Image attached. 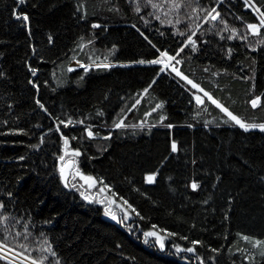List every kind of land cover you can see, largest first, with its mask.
Masks as SVG:
<instances>
[{"label":"trees","instance_id":"obj_1","mask_svg":"<svg viewBox=\"0 0 264 264\" xmlns=\"http://www.w3.org/2000/svg\"><path fill=\"white\" fill-rule=\"evenodd\" d=\"M172 2L0 0V216L8 217L0 240L7 231L9 251L39 257L43 233L57 254L48 253L45 264H200L198 256L204 264H264V243L255 244L264 242V132L231 125L201 91L198 105V89L172 71L131 63L167 50L184 75L230 111L264 123V29L239 38L246 23L259 22L244 0H183L179 9ZM190 2L215 7L221 17L196 19ZM255 4L264 10V0ZM14 8L29 21L13 16ZM232 27L238 34L227 39ZM193 33L195 50L184 43ZM72 62L83 67L70 69ZM103 64L111 67H97ZM255 96L262 99L253 108ZM68 117L72 124H58ZM89 127L98 135L88 137ZM61 134L69 137L67 159L76 161L67 176L74 187L60 179ZM76 168L95 178L92 191L74 176ZM148 172L157 173L151 183ZM101 188L105 198L94 196ZM111 201L121 208L116 220L105 211ZM150 229L164 237L163 248L155 237L146 242ZM175 244L196 252H178ZM0 264L12 262L0 256Z\"/></svg>","mask_w":264,"mask_h":264},{"label":"snow or ice","instance_id":"obj_2","mask_svg":"<svg viewBox=\"0 0 264 264\" xmlns=\"http://www.w3.org/2000/svg\"><path fill=\"white\" fill-rule=\"evenodd\" d=\"M19 2L23 3L24 0H19ZM148 3H152V0H148ZM182 3H183V0H179V2H175V0H173L172 7L179 9L182 6ZM152 7L156 8L157 5L156 4H152ZM189 7L191 8V12H192L193 16H195L196 19H199L201 21H209V20L216 21L218 18L221 17L220 12L215 7H212V8H209V9H203V8H200L199 4H196L193 7L191 2L189 3ZM244 7L250 8V9H252V11L256 12L258 14V17H259V22L258 23H246L247 31L245 33L239 35V38L241 40H247L248 39V32H251L254 35H261L262 34L261 33V29H264V10H262L261 7H257L256 6L255 0H252V2H250V0H244ZM198 9L200 11H204L205 15H203L202 17L197 16L196 14H197V10ZM136 10L139 11V7H137ZM12 15L15 16L17 19H22L25 22L29 21V19H30L28 13L23 12V11H18L15 8L12 11ZM81 18L83 19V17H81ZM185 19L191 20L192 17L186 16ZM220 23H222L224 25V30L228 29L229 26H228V22L226 20H223L221 18L220 19ZM193 24H194V27L197 28V29L200 27L199 23H195L193 21ZM93 27L94 28L95 27H99V25L94 23ZM231 33L232 34L230 36H228L227 39H233L235 36H237L238 30L235 27H232L231 28ZM180 34L183 35L184 33H180ZM194 34L195 33H193L192 35H188L187 40L184 41V43H191V46H192L193 50L196 49V43H197L196 40L193 39V35ZM49 42H52V37L51 36H49ZM259 42L260 43H264V41H259ZM89 43H91V42L89 41ZM249 46L251 47L252 45L250 44ZM80 47H83V45H80ZM115 47L116 46L113 45V48H115ZM153 47H155V45H153ZM158 51H159V55L157 57H155L154 59H151V60L141 59L139 61H132L131 63L163 65V67L160 68V72H164L168 68H171L172 72H174L177 76H180L184 80H186L189 84L192 85L193 88L199 89L201 92H203L204 96H207L208 99L211 100L213 104H215L222 112L226 113L227 116L232 121H234L236 124H238L241 128H243L245 130L259 128L260 130L264 131V123H249V122H246L244 119H242L239 115L234 114L223 103H221L219 100L215 99L210 93L205 92L204 89L199 84L194 83L191 79H189L188 76L184 75V73L182 71H180L178 68L174 67L171 62L173 60H175V57L170 55V53L167 50H159L158 49ZM228 52L231 53L232 49L229 48ZM177 63H178V61H177ZM97 67H105V68H107V67H111V65L110 64H103V65H97ZM31 71L33 73H35L36 70L35 69H31ZM160 72H157V76L160 75ZM3 75H4V73L0 72V76H3ZM153 82H155V78L153 79ZM29 83L33 84V86L36 87V88L39 87V85L35 84L32 80H29ZM45 83H47V82H45ZM151 86L152 85L149 84L148 87L145 88L143 91L146 93L148 91V88H150ZM254 86L255 85H253V87ZM261 99H262L261 96H255L253 99H251L250 103H251L252 107L253 108L257 107V105L261 101ZM195 100H196V102L198 104L203 103V99L199 95L195 96ZM36 103L39 104L40 107L42 109H44V111H46V112L48 111L47 108L41 103V101L39 99L36 100ZM137 103H139V101H137ZM162 103L163 102H161V104H158L157 108L161 107ZM133 107H135V105H133ZM146 115H147V113H146ZM160 119L164 120L165 117L161 116ZM72 123H73V120H72L71 117H68V119L66 121L58 119V124H63L65 126H67V125H70ZM80 123L82 124L83 121H80ZM121 126H122V121H121V123H115L113 125V127H117V128H119ZM168 127L171 128V127H173V125L169 124ZM59 130L60 129L57 128V131H59ZM19 131H23V129H19ZM49 131H51V129H49ZM85 131L87 132L88 137H93L95 135H98V133H95L94 131H92L90 127L89 128H85ZM61 135H62V139H63V142H64L65 154L59 156V160L61 162L60 165H59L60 179H61V181L64 182L66 187H74L75 185H70L69 182H68V179H67L68 171H67V169H69L72 165H74L76 163V161L74 159H72V160L67 159V153L69 151V137H67V136H65L63 134H61ZM108 135L110 136L111 133H109ZM37 146L38 145H33V147H37ZM171 150L173 152L177 151V142L174 139L171 142ZM71 154H72L73 157L79 156L80 155V149L79 148H72L71 149ZM20 159H23V157H20ZM156 175H157L156 172H148L145 175V180L148 181V182H153L155 180V178H156ZM74 176H79L88 185L89 188L93 187L94 184L96 183V180H95L94 177H92L90 175H85L83 172H81L79 170V168L75 169ZM198 187H199L198 181L193 180L191 182V188L195 190ZM101 191L103 192L104 188H101ZM8 195L11 196L12 193L9 192ZM81 195L86 200L89 198L85 194V192H81ZM121 199H123V197H121ZM100 202L101 203H105L104 200H101ZM111 203H115V202L111 201ZM124 204H127L128 208H131L133 211H136L131 204H128V202L126 200L124 201ZM3 207H4L3 202H0V208H3ZM105 211H106V213L108 215H111L113 217V219H116V214L113 213L107 205L105 207ZM137 215H139V213H137ZM127 216H128V211H127V209H125V219L127 218ZM0 222H4L5 224H7L8 217L7 216H0ZM17 222H19V221H17ZM47 222L48 221H45V223H47ZM155 227H156V225L152 226V228H155ZM25 228H27V225H25ZM20 235H21L20 232L16 233V237H19ZM40 235H41V237H43V240H42V245L43 246H41L40 249H39L42 254L39 257L28 256L27 259L24 261V264H45V262L48 259V255H47L48 253H50L53 257H55L57 255L56 252L52 249L50 243L48 242L47 237L44 236L43 233H41ZM169 235L175 236L177 234L172 232V233H169ZM7 236H8V233L6 231L5 239L4 240H0V256H2L3 259H5V260L10 259L11 252H15V248H12L10 250V253H9L8 256L3 255L5 250L9 249V245L6 242ZM144 237L146 239V242H147V238L148 237H155L156 238V243H158L161 248L164 247V237L161 236L158 232L152 231L151 229L147 230V231L144 232ZM181 238L184 239V240L188 239L187 236H184V237H181ZM13 239H15V237H13ZM24 239H25V241H27L28 240V235H25ZM243 239L244 240H249V239H252V238L249 237V236H244ZM191 243L193 245H197V244H201L202 241L193 240V241H191ZM262 243H264V242H262L260 240H256L255 241L256 245H260ZM20 246L22 248H28L29 247V245L27 243L21 244ZM173 247H175L178 252H180V251H186V252H191V253H195L196 252V249L194 247L183 248L180 244H175V245H173ZM212 251L216 252V251H218V249L212 248ZM23 255H24L23 252L19 253V255L17 256V259L12 261V264H19V260H20L21 257H23ZM261 255L264 256V252H262ZM197 259L200 260V264H204V260L202 258H200L198 256ZM245 259H249V257L246 256ZM56 264H59V261H57Z\"/></svg>","mask_w":264,"mask_h":264},{"label":"rangeland","instance_id":"obj_3","mask_svg":"<svg viewBox=\"0 0 264 264\" xmlns=\"http://www.w3.org/2000/svg\"><path fill=\"white\" fill-rule=\"evenodd\" d=\"M172 64H173V66L174 67H176V68H178L179 67V63H177V61L176 60H173L172 62H171ZM157 66H159L160 68L161 67H163V65H157ZM81 68V67H83V64H81V63H77V62H72L71 64H70V69H73V68ZM166 71H171V68H168ZM174 73V72H173ZM175 74V73H174ZM180 77V76H179ZM181 78V80H183L186 84H188L190 87H192V85L191 84H189L186 80H184L182 77H180ZM193 88V87H192ZM194 89H196V88H194ZM200 90L198 89V92H199ZM195 93L194 94V99H195V96L196 95H199V96H201L202 97V93L201 92H199V93ZM203 99V98H202ZM196 101V100H195ZM212 102V101H211ZM197 103V102H196ZM198 104V103H197ZM202 104H204V101H203V103H201V104H198V105H202ZM213 104V103H212ZM215 105V104H214ZM216 106V105H215ZM224 117L226 118V120L227 121H230L231 122V125H235V126H237V127H240L238 124H236L234 121H232L228 116H227V114L226 113H224ZM241 128V127H240ZM241 129H243V128H241ZM245 130V129H244ZM248 130H258V131H261V132H264V131H262V130H260L259 128H255V129H248ZM84 182V181H83ZM148 182V181H147ZM149 183H151V182H149ZM84 184L86 185V183L84 182ZM86 190L87 191H92V188H89L88 186H87V188H86ZM94 196H98L97 198H105V195L103 194V192L101 191V190H96V194L94 195ZM89 199V198H88ZM87 199V200H88ZM109 208H110V210L113 212V213H115V214H117L116 216H118V215H120L121 214V208H119V207H117V206H114L113 205V203H110V204H108L107 205ZM110 216V218H112L113 219V217L111 216V215H109ZM116 218H119V217H116ZM114 220H116V219H114ZM8 252H9V250L7 249V250H5V252L3 253V255H5V256H8ZM17 256L18 255H15V256H13L12 258H11V260H16L17 259ZM21 258H23V259H21ZM20 258V260H19V264H24V261L26 260L24 257H21Z\"/></svg>","mask_w":264,"mask_h":264},{"label":"built area","instance_id":"obj_4","mask_svg":"<svg viewBox=\"0 0 264 264\" xmlns=\"http://www.w3.org/2000/svg\"><path fill=\"white\" fill-rule=\"evenodd\" d=\"M9 253H10V251L8 252V255H9ZM16 254H14L13 252H11V255H10V259H8L9 261H12L11 260V258L13 257V256H15ZM2 257V256H1Z\"/></svg>","mask_w":264,"mask_h":264},{"label":"bare ground","instance_id":"obj_5","mask_svg":"<svg viewBox=\"0 0 264 264\" xmlns=\"http://www.w3.org/2000/svg\"><path fill=\"white\" fill-rule=\"evenodd\" d=\"M63 182V181H62ZM24 257V256H23ZM25 258V257H24ZM21 259H23V258H21ZM25 259H27V258H25ZM13 261V260H12ZM12 261H10V262H12Z\"/></svg>","mask_w":264,"mask_h":264},{"label":"water","instance_id":"obj_6","mask_svg":"<svg viewBox=\"0 0 264 264\" xmlns=\"http://www.w3.org/2000/svg\"><path fill=\"white\" fill-rule=\"evenodd\" d=\"M70 169H71V167L69 169H67V171L69 172Z\"/></svg>","mask_w":264,"mask_h":264}]
</instances>
